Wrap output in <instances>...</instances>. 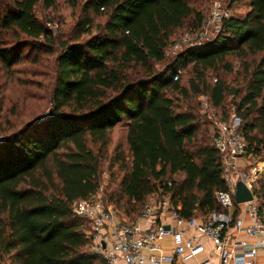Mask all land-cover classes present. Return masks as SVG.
<instances>
[{"label": "trees", "instance_id": "16d2710c", "mask_svg": "<svg viewBox=\"0 0 264 264\" xmlns=\"http://www.w3.org/2000/svg\"><path fill=\"white\" fill-rule=\"evenodd\" d=\"M58 1L0 0L1 67L27 49L55 58L51 114L0 139V264H105L72 205L99 190L100 153L117 127L127 154L109 197L115 209L134 220L164 195L185 219L227 215L215 196L227 189L221 155L190 101L207 96L225 118L230 98L246 156L264 163V0H249L243 18L224 20L211 42L160 72L153 65L176 31L204 22L191 0H86L65 39L35 16ZM94 18L104 19L95 35ZM212 72L234 78L211 82ZM253 193L264 223V169ZM237 214L234 203L231 223Z\"/></svg>", "mask_w": 264, "mask_h": 264}, {"label": "built area", "instance_id": "2783aa9c", "mask_svg": "<svg viewBox=\"0 0 264 264\" xmlns=\"http://www.w3.org/2000/svg\"><path fill=\"white\" fill-rule=\"evenodd\" d=\"M213 5L201 28L186 33L182 42L179 40L175 43L174 51L180 50L183 45L191 49L199 48L220 33L222 23L230 15L218 3ZM201 108L213 114L214 108L207 96L201 99ZM238 126V118L221 121L217 123V129L211 137L221 155L223 179L227 185L226 191L217 192L215 196L223 208L230 210L234 205L238 182H242L251 191L253 200L244 203L251 223L243 227L240 222H236L235 228L253 238V244H230L226 233L231 220L225 218V215L185 219L172 206L169 197L164 195L152 196L151 203L136 222L119 220L114 209L102 201L99 188L89 199H79L72 205L73 214L84 218L89 224L90 253L101 257L105 264H184L195 259L208 240L213 244L214 254L221 264H257L256 250L264 247V223L258 217L253 185L261 171L258 168L246 170L239 167L237 160L246 156V144ZM167 220H171L172 224ZM166 238L171 240L169 252H165L162 245ZM200 264H208V261Z\"/></svg>", "mask_w": 264, "mask_h": 264}, {"label": "rangeland", "instance_id": "374dc122", "mask_svg": "<svg viewBox=\"0 0 264 264\" xmlns=\"http://www.w3.org/2000/svg\"><path fill=\"white\" fill-rule=\"evenodd\" d=\"M86 0H76L77 6H71L69 0H59L53 9L44 10L42 6L35 9V16L46 26H50L55 37L65 39L70 34L73 26L76 24L80 16V7ZM248 1L244 0L231 4V0H191L192 6L203 13L204 20L209 16L213 4L218 3L221 8L228 11L230 17L243 18L249 11ZM104 19H93L91 34L99 33V28ZM192 31L182 29L176 31L171 41L165 49V61L163 63L154 64L153 68L160 72L170 64L177 55L191 49L181 46L180 50L174 51V45L177 41L183 40L186 33ZM84 38V37H83ZM214 39V38H213ZM212 39V40H213ZM188 48V49H187ZM235 64L234 70L238 68ZM190 78V73L185 71L181 76V83H185ZM215 78H222L228 82L232 81L234 75L225 74L223 72L210 73L211 82ZM55 81V58L53 55H37L36 51L25 50L19 61L10 69H3L0 65V139L10 135L25 125L36 120H44L52 111L51 95ZM203 96H197L190 101V104L196 106L200 122L203 123L208 136L211 138L217 129V123L221 121H231L235 119L234 107L231 105L230 98L227 99V111L225 118L221 115L219 109H213V114L203 111L201 108V99ZM189 102V101H188ZM186 103V102H185ZM183 105L184 108L187 105ZM126 144L123 131L115 128L110 132L109 143L101 159L100 188L101 199L111 206L117 218L129 223L136 222L137 219H129L122 212L115 209L109 199L111 191L115 190L116 184L121 173L119 172L118 161L126 157ZM250 159L252 157L247 156ZM254 160V158L252 159ZM256 168L261 169L264 163L254 160ZM118 176L112 181V175ZM150 199L146 206L149 205ZM145 206V207H146ZM90 251V246L88 247Z\"/></svg>", "mask_w": 264, "mask_h": 264}, {"label": "crops", "instance_id": "0c3cea01", "mask_svg": "<svg viewBox=\"0 0 264 264\" xmlns=\"http://www.w3.org/2000/svg\"><path fill=\"white\" fill-rule=\"evenodd\" d=\"M253 158H249L245 156L244 158H238L237 163L240 168L250 170V168H256ZM264 169V164L262 165L260 171ZM261 174V172H260ZM232 211L233 208L228 210V214L225 215V218L232 220ZM170 224H172L171 220H167ZM240 222L243 227L248 226L251 223L250 217L246 212V205L240 204L238 205V214L235 218V221L228 225L226 235L229 236L230 244H234L236 242H246L247 244H253L255 240L246 236L242 231H238L235 228V223ZM162 245L164 247L165 252H169L171 250V240L166 238L162 241ZM208 261V264H221L219 258L214 254L213 244L210 241H205L203 244L202 251L198 252L195 259H191L186 261L184 264H200ZM256 262L257 264H264V247H258L256 250Z\"/></svg>", "mask_w": 264, "mask_h": 264}, {"label": "water", "instance_id": "95a60500", "mask_svg": "<svg viewBox=\"0 0 264 264\" xmlns=\"http://www.w3.org/2000/svg\"><path fill=\"white\" fill-rule=\"evenodd\" d=\"M253 200L251 191L242 183L236 184V190L234 194V203L236 205L244 204ZM168 229V227H166Z\"/></svg>", "mask_w": 264, "mask_h": 264}]
</instances>
